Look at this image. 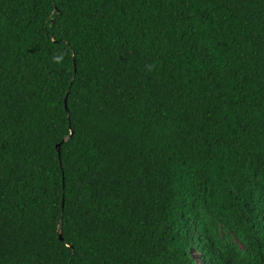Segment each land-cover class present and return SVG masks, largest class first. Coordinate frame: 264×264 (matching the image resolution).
I'll list each match as a JSON object with an SVG mask.
<instances>
[{
  "label": "trees",
  "instance_id": "trees-1",
  "mask_svg": "<svg viewBox=\"0 0 264 264\" xmlns=\"http://www.w3.org/2000/svg\"><path fill=\"white\" fill-rule=\"evenodd\" d=\"M0 264H264V0H0Z\"/></svg>",
  "mask_w": 264,
  "mask_h": 264
},
{
  "label": "snow or ice",
  "instance_id": "snow-or-ice-1",
  "mask_svg": "<svg viewBox=\"0 0 264 264\" xmlns=\"http://www.w3.org/2000/svg\"><path fill=\"white\" fill-rule=\"evenodd\" d=\"M70 135H75V131L73 130V132H72V133H70Z\"/></svg>",
  "mask_w": 264,
  "mask_h": 264
},
{
  "label": "water",
  "instance_id": "water-1",
  "mask_svg": "<svg viewBox=\"0 0 264 264\" xmlns=\"http://www.w3.org/2000/svg\"><path fill=\"white\" fill-rule=\"evenodd\" d=\"M66 102H67V100H66ZM60 229H61V226H60ZM60 237L63 239L62 234H60Z\"/></svg>",
  "mask_w": 264,
  "mask_h": 264
}]
</instances>
